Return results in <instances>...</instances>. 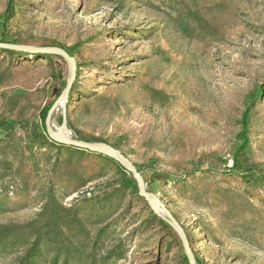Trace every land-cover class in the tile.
Masks as SVG:
<instances>
[{
	"label": "rangeland",
	"instance_id": "374dc122",
	"mask_svg": "<svg viewBox=\"0 0 264 264\" xmlns=\"http://www.w3.org/2000/svg\"><path fill=\"white\" fill-rule=\"evenodd\" d=\"M0 39L75 59L52 131L118 149L195 261L264 264V0H0ZM68 77L61 57L0 52V225L14 230L0 264L18 261L29 223L56 227L34 264H184L128 171L42 129Z\"/></svg>",
	"mask_w": 264,
	"mask_h": 264
},
{
	"label": "water",
	"instance_id": "95a60500",
	"mask_svg": "<svg viewBox=\"0 0 264 264\" xmlns=\"http://www.w3.org/2000/svg\"><path fill=\"white\" fill-rule=\"evenodd\" d=\"M0 49L11 50L20 53H30V54H48L55 55L63 58L69 64V77L65 83L64 88L62 89L59 96L51 103L50 107L46 112L44 119V125L46 133L52 141L67 146H72L78 149L87 150L89 152H100L108 153L123 167L130 175L134 178L137 186V193L140 197L146 200L147 203L151 204L153 207L154 214L168 222L171 227L174 229L175 233L179 237L184 254L186 256L188 264H197L192 249L189 244L188 237L177 219L171 214L167 209L165 204L152 192L148 191L145 186V181L140 172L122 155V153L114 148L113 146L100 142V141H83L71 138L69 135L64 138H58L53 135L52 131V115L57 107L66 99V96L69 94L72 83L76 75L75 59L69 55L64 49L50 46V45H30L24 43H12V42H0ZM57 135L59 131H55ZM106 150L108 152H106Z\"/></svg>",
	"mask_w": 264,
	"mask_h": 264
},
{
	"label": "trees",
	"instance_id": "16d2710c",
	"mask_svg": "<svg viewBox=\"0 0 264 264\" xmlns=\"http://www.w3.org/2000/svg\"><path fill=\"white\" fill-rule=\"evenodd\" d=\"M12 11V6L9 5L8 6V12L10 13ZM0 42H8L5 41L3 39H0ZM0 52L3 53H8V54H15L17 52L15 51H11V50H6V49H0ZM18 54H25V53H19ZM73 93V89L71 88L70 90V94ZM50 104H47L46 106H44L41 111H40V120H41V125H42V129L44 130V132H46L45 130V125H44V119L46 116V112L48 110V108L50 107ZM4 125H6L3 122H0V127H3ZM53 144L58 145L59 147H72V146H67L64 144H60V143H56V142H52ZM73 148V147H72ZM78 149V148H77ZM99 155L104 156L107 158V156L103 153H99ZM111 160H113V158H111ZM3 163L5 164V166H3L4 168H8L7 165H9V163L7 162V160L3 159L2 160ZM1 161V162H2ZM123 185L126 188H129L132 190V192L137 194V186H136V182L134 180V178L132 176L129 177H125L123 180ZM50 198L53 197V194H50L49 196ZM51 202H47L45 203V205L42 207L41 209V216L45 214V212L48 213V205ZM155 217V216H154ZM159 221H162L160 219H158ZM46 224H42L39 228H35L31 223L27 224V229L26 230H22L24 231V234L20 237V238H13V240L11 241L10 245L13 246L15 244L21 243L23 245V253L21 254V256L18 258V261L15 264H34L33 258H35L36 256H38L40 254L39 251V247L41 245L42 242V238L56 232V227L53 225H50L49 228L45 227V230H42L44 228ZM14 232V230L7 225H0V244L4 245V239L8 238L12 233ZM24 241V242H23ZM182 260L184 261V264H187V259L185 257L184 254H182ZM198 264H201L200 261L198 259H196Z\"/></svg>",
	"mask_w": 264,
	"mask_h": 264
},
{
	"label": "bare ground",
	"instance_id": "6f19581e",
	"mask_svg": "<svg viewBox=\"0 0 264 264\" xmlns=\"http://www.w3.org/2000/svg\"><path fill=\"white\" fill-rule=\"evenodd\" d=\"M64 101H65V100H63L61 104H63ZM61 104H60V105H61ZM57 131H59V134L57 135V133L53 131V135L56 136V137H58V138H64V137H66V136L69 135V134L67 133V130H66V129H57ZM106 152H108V151L106 150ZM108 153H109V152H108Z\"/></svg>",
	"mask_w": 264,
	"mask_h": 264
}]
</instances>
